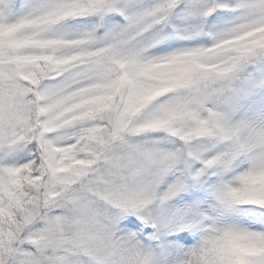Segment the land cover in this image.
Listing matches in <instances>:
<instances>
[{"label":"snow or ice","instance_id":"1","mask_svg":"<svg viewBox=\"0 0 264 264\" xmlns=\"http://www.w3.org/2000/svg\"><path fill=\"white\" fill-rule=\"evenodd\" d=\"M0 264H264V0H0Z\"/></svg>","mask_w":264,"mask_h":264}]
</instances>
